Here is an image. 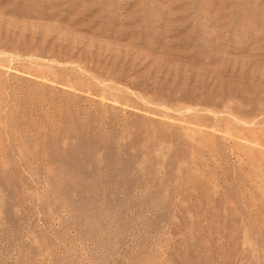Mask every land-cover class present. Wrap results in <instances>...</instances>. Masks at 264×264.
I'll list each match as a JSON object with an SVG mask.
<instances>
[{
	"label": "rangeland",
	"instance_id": "rangeland-1",
	"mask_svg": "<svg viewBox=\"0 0 264 264\" xmlns=\"http://www.w3.org/2000/svg\"><path fill=\"white\" fill-rule=\"evenodd\" d=\"M0 264H264V0H0Z\"/></svg>",
	"mask_w": 264,
	"mask_h": 264
}]
</instances>
